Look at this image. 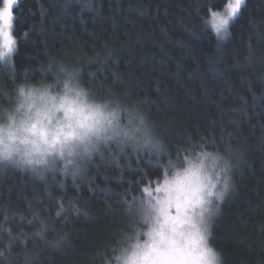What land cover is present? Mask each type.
I'll use <instances>...</instances> for the list:
<instances>
[{
	"label": "trees",
	"instance_id": "1",
	"mask_svg": "<svg viewBox=\"0 0 264 264\" xmlns=\"http://www.w3.org/2000/svg\"><path fill=\"white\" fill-rule=\"evenodd\" d=\"M227 3L18 0L0 105L26 76L51 81L41 71L50 63L77 64L94 97L134 106L165 148L157 155L112 141L75 181L0 170V264H107L138 223L129 205L158 184L167 158L194 149L233 161L234 188L212 223L224 264H264V0H246L220 39L206 21Z\"/></svg>",
	"mask_w": 264,
	"mask_h": 264
},
{
	"label": "clouds",
	"instance_id": "2",
	"mask_svg": "<svg viewBox=\"0 0 264 264\" xmlns=\"http://www.w3.org/2000/svg\"><path fill=\"white\" fill-rule=\"evenodd\" d=\"M0 51V62L10 60L13 51ZM41 71L51 81L26 76L14 85L10 104L0 105V170L14 167L41 181L58 173L75 181L112 141L164 153L147 117L116 97H94L77 64L56 61ZM233 167L231 156L220 150L167 158L158 184L129 205L138 223L112 246L107 264H224L211 242L212 223L234 188Z\"/></svg>",
	"mask_w": 264,
	"mask_h": 264
},
{
	"label": "snow or ice",
	"instance_id": "3",
	"mask_svg": "<svg viewBox=\"0 0 264 264\" xmlns=\"http://www.w3.org/2000/svg\"><path fill=\"white\" fill-rule=\"evenodd\" d=\"M18 3V0H3V5L0 7V38H2V44L0 49H6L8 53L13 51L15 46V40L10 34L12 28V21L14 19L13 10L14 6ZM245 3V0H228L226 4V14L221 15L215 11H211V19L206 21V24H210L211 27L221 38L227 35V29L230 21L238 17L241 9ZM27 35V33H25ZM5 55L4 51H0V57ZM143 191L149 192L148 188ZM63 211V209H61ZM60 215V212H57Z\"/></svg>",
	"mask_w": 264,
	"mask_h": 264
},
{
	"label": "rangeland",
	"instance_id": "4",
	"mask_svg": "<svg viewBox=\"0 0 264 264\" xmlns=\"http://www.w3.org/2000/svg\"><path fill=\"white\" fill-rule=\"evenodd\" d=\"M246 1V0H245ZM17 5V4H16ZM15 5V6H16ZM15 6H14V8H15ZM226 11H227V9H226V7H225V9L224 10H222V11H219V12H217V13H219V14H221V15H224V14H226ZM13 16H14V10H13ZM239 16V15H238ZM14 18H15V16H14ZM237 18V17H236ZM236 18H234L232 21H230V23H229V25H228V29H227V35H224L222 38L220 37V36H218V34L215 32V30L211 27V25L210 24H208V26L216 33V35L220 38V39H226L228 36H229V32H230V27H231V25L234 23V21L236 20ZM210 19H211V17H210ZM209 19V20H210ZM13 28H14V19H13V21H12V28H11V30H10V34L12 35V37L14 38V35H13ZM14 40H15V38H14ZM0 44H2V38H0ZM15 51H16V40H15V46H14V50H13V53H12V55H11V58H10V60H6V61H4V62H0V64L1 65H3V66H5L6 67V65H8V63H11L12 62V58H13V55L15 54ZM109 143H111V142H109ZM108 143V144H109ZM107 144V145H108ZM107 145H102L101 146V151H102V149L105 147V146H107ZM100 151V152H101ZM99 152V153H100ZM99 153H97V154H99ZM96 154V155H97ZM149 190H151V189H149Z\"/></svg>",
	"mask_w": 264,
	"mask_h": 264
}]
</instances>
